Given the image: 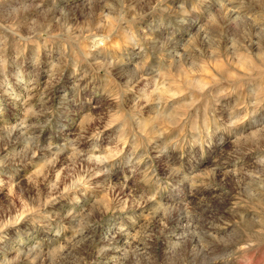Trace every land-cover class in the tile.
Instances as JSON below:
<instances>
[{"label": "clouds", "instance_id": "9594fccd", "mask_svg": "<svg viewBox=\"0 0 264 264\" xmlns=\"http://www.w3.org/2000/svg\"><path fill=\"white\" fill-rule=\"evenodd\" d=\"M0 264H264V0H0Z\"/></svg>", "mask_w": 264, "mask_h": 264}]
</instances>
